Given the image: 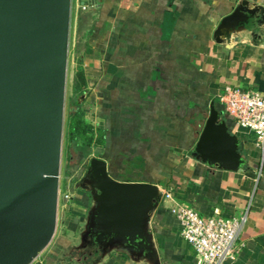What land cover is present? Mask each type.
I'll return each instance as SVG.
<instances>
[{
	"label": "crops",
	"instance_id": "1",
	"mask_svg": "<svg viewBox=\"0 0 264 264\" xmlns=\"http://www.w3.org/2000/svg\"><path fill=\"white\" fill-rule=\"evenodd\" d=\"M95 2V9L81 11L76 1L71 45L86 82L85 119L95 134L105 132V144L77 148V161L100 157L111 177L154 184L162 200L145 222L149 254L113 244L91 264H197L170 212L176 204L205 217L246 214L241 250L226 264H264V160L251 133L230 120L217 100L226 85L264 93V23L253 16L220 43L213 36L242 2L264 7V0ZM212 102L239 139L245 164L237 171L191 155ZM88 191L76 190L74 201L62 207L66 241L90 222L96 204ZM64 250L50 248L35 264H67Z\"/></svg>",
	"mask_w": 264,
	"mask_h": 264
},
{
	"label": "water",
	"instance_id": "2",
	"mask_svg": "<svg viewBox=\"0 0 264 264\" xmlns=\"http://www.w3.org/2000/svg\"><path fill=\"white\" fill-rule=\"evenodd\" d=\"M71 3L0 0V264H32L56 232ZM257 15L263 24L264 7L242 2L222 18L215 41ZM239 145L212 102L191 155L237 171L245 164ZM85 177L81 187L96 204L87 235L149 254L145 222L161 200L158 187L114 179L100 157L88 159Z\"/></svg>",
	"mask_w": 264,
	"mask_h": 264
},
{
	"label": "built area",
	"instance_id": "3",
	"mask_svg": "<svg viewBox=\"0 0 264 264\" xmlns=\"http://www.w3.org/2000/svg\"><path fill=\"white\" fill-rule=\"evenodd\" d=\"M96 7L95 0H85L79 6L81 11H91ZM217 100L237 126L251 133L264 160V93L226 85ZM163 196L165 200L172 199L168 193ZM65 198L67 201L71 199L69 195ZM169 209L180 223L181 236L194 248L197 264H226L237 258L246 214L205 217L185 204H176Z\"/></svg>",
	"mask_w": 264,
	"mask_h": 264
},
{
	"label": "rangeland",
	"instance_id": "4",
	"mask_svg": "<svg viewBox=\"0 0 264 264\" xmlns=\"http://www.w3.org/2000/svg\"><path fill=\"white\" fill-rule=\"evenodd\" d=\"M76 1L72 0L71 3V14H70V29H69V45H68V54H67V77H66V89H65V106H64V130H63V142H62V155H61V169L59 174V193H58V206H57V231L55 232L54 238L51 242V244L42 252L39 253L37 258L32 262V264H35L39 260H41L47 252L50 250V248H54L57 244L63 247L64 254L61 257V261L63 263L67 264H77L82 263L85 260H88L89 258H92L93 254L97 251L102 249L105 245H98L96 247H93V244L89 242L87 230L88 226L84 225V231L78 232V238H73V240L66 241L65 239H62L63 236V229L61 226V222L63 220V216L67 214L64 209L62 208L64 205H68L71 203V201H74L75 195L74 192L76 190L81 189V183L87 184L88 181H86L85 177V169L86 164L88 160L84 161L83 165H80L77 161V154L74 153V160L72 163H70L68 169L66 167V153L64 148V132H65V120L67 115V108L70 101V98L72 96V83H73V76L77 69H82V64L74 55L73 47L71 45V42L73 41L71 37H73V26H74V20L76 16ZM83 70V69H82ZM80 102H84V98L80 99ZM69 172V175H65V171ZM65 195L70 196V201H67L65 198ZM88 195L90 199H92V194L90 191H88ZM69 206V205H68ZM90 238V237H89ZM71 242H76V247H71ZM75 248V250L73 249Z\"/></svg>",
	"mask_w": 264,
	"mask_h": 264
},
{
	"label": "trees",
	"instance_id": "5",
	"mask_svg": "<svg viewBox=\"0 0 264 264\" xmlns=\"http://www.w3.org/2000/svg\"><path fill=\"white\" fill-rule=\"evenodd\" d=\"M86 82L82 69H77L73 76L72 83V96L70 98L67 115L65 120V132H64V148L66 153V167L68 169L70 163L74 160V153L77 154V148H92L98 145L105 144V132L101 129L96 130L94 133L93 127L85 119V112L83 110V102L80 99L85 96ZM228 117V116H227ZM229 118V117H228ZM232 120L231 118H229ZM65 171V175H69V172ZM54 248L63 249L60 245L54 246ZM75 250V248H73ZM100 251L97 250L92 258L85 260L88 264L99 256Z\"/></svg>",
	"mask_w": 264,
	"mask_h": 264
},
{
	"label": "flooded vegetation",
	"instance_id": "6",
	"mask_svg": "<svg viewBox=\"0 0 264 264\" xmlns=\"http://www.w3.org/2000/svg\"><path fill=\"white\" fill-rule=\"evenodd\" d=\"M88 239H89L88 241L91 242V243L93 244V247L98 246L97 244H95V243L93 242V238H91V237L89 238V237H88Z\"/></svg>",
	"mask_w": 264,
	"mask_h": 264
}]
</instances>
